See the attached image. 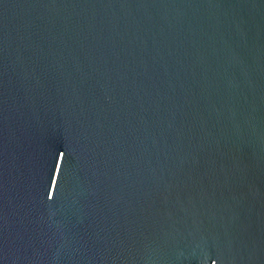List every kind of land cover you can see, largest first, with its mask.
<instances>
[{"label":"water","instance_id":"water-1","mask_svg":"<svg viewBox=\"0 0 264 264\" xmlns=\"http://www.w3.org/2000/svg\"><path fill=\"white\" fill-rule=\"evenodd\" d=\"M0 264H264V0H0Z\"/></svg>","mask_w":264,"mask_h":264}]
</instances>
